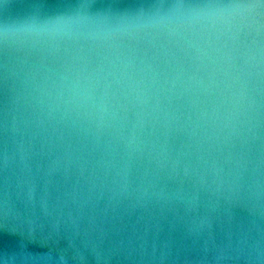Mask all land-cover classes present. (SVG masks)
<instances>
[{
    "label": "water",
    "instance_id": "95a60500",
    "mask_svg": "<svg viewBox=\"0 0 264 264\" xmlns=\"http://www.w3.org/2000/svg\"><path fill=\"white\" fill-rule=\"evenodd\" d=\"M243 15L0 0V254L262 264L264 35Z\"/></svg>",
    "mask_w": 264,
    "mask_h": 264
},
{
    "label": "snow or ice",
    "instance_id": "6c2138e0",
    "mask_svg": "<svg viewBox=\"0 0 264 264\" xmlns=\"http://www.w3.org/2000/svg\"><path fill=\"white\" fill-rule=\"evenodd\" d=\"M162 9L183 8L188 11L208 10H243L245 15L233 18V22L240 28L242 36H246V29L258 25L261 35H264V0H159ZM5 66L0 62V80L4 78ZM0 264H19L18 258L9 260L8 254H0ZM264 264V261H262Z\"/></svg>",
    "mask_w": 264,
    "mask_h": 264
}]
</instances>
